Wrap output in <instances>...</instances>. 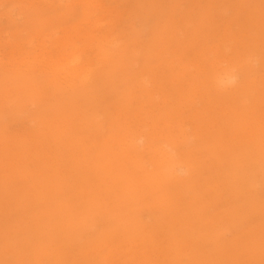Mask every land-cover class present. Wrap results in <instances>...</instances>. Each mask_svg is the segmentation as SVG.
<instances>
[{"label": "rangeland", "instance_id": "obj_1", "mask_svg": "<svg viewBox=\"0 0 264 264\" xmlns=\"http://www.w3.org/2000/svg\"><path fill=\"white\" fill-rule=\"evenodd\" d=\"M0 264H264V0H0Z\"/></svg>", "mask_w": 264, "mask_h": 264}, {"label": "bare ground", "instance_id": "obj_2", "mask_svg": "<svg viewBox=\"0 0 264 264\" xmlns=\"http://www.w3.org/2000/svg\"><path fill=\"white\" fill-rule=\"evenodd\" d=\"M222 81L224 84L227 83L233 85L234 83H236L237 77L233 74H224ZM175 170L179 173H189L188 168L181 166V164L176 165Z\"/></svg>", "mask_w": 264, "mask_h": 264}]
</instances>
